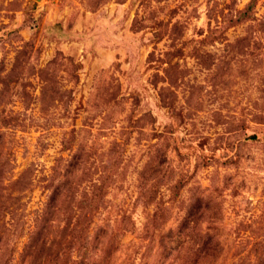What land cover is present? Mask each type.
<instances>
[{"label": "rangeland", "instance_id": "rangeland-1", "mask_svg": "<svg viewBox=\"0 0 264 264\" xmlns=\"http://www.w3.org/2000/svg\"><path fill=\"white\" fill-rule=\"evenodd\" d=\"M0 264H264V0H0Z\"/></svg>", "mask_w": 264, "mask_h": 264}]
</instances>
